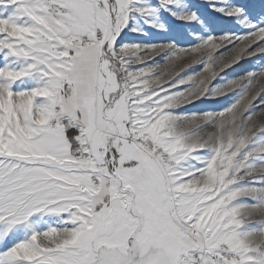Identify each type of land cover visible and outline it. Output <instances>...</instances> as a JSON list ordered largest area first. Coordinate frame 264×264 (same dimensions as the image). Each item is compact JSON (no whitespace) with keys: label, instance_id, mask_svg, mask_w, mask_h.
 <instances>
[{"label":"snow or ice","instance_id":"6c2138e0","mask_svg":"<svg viewBox=\"0 0 264 264\" xmlns=\"http://www.w3.org/2000/svg\"><path fill=\"white\" fill-rule=\"evenodd\" d=\"M202 4L0 0V264H264V0Z\"/></svg>","mask_w":264,"mask_h":264},{"label":"rangeland","instance_id":"374dc122","mask_svg":"<svg viewBox=\"0 0 264 264\" xmlns=\"http://www.w3.org/2000/svg\"><path fill=\"white\" fill-rule=\"evenodd\" d=\"M195 3L200 5L201 7H206L202 4V0H194ZM133 39H140V37L133 36ZM147 42V41H146ZM159 59V57H158ZM159 63H163V61H158ZM258 63V61H249L247 63L241 62V66H233V68L226 69L224 73H221V76H236L242 74V71L247 68L252 66V64ZM194 70V72H193ZM189 75L193 74H200L202 72V67L199 65H194L193 69L188 70ZM223 81L220 78H217V80H214L212 83L217 84V83H222ZM186 87V86H185ZM232 99L231 94H229V101L230 102ZM227 103L223 97L219 98L218 100H208L206 98H201L200 100H195L192 102V104L186 105L183 109L179 110H186V111H197V110H208V109H217L221 105Z\"/></svg>","mask_w":264,"mask_h":264}]
</instances>
